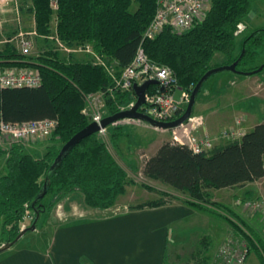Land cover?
Masks as SVG:
<instances>
[{
    "label": "trees",
    "instance_id": "1",
    "mask_svg": "<svg viewBox=\"0 0 264 264\" xmlns=\"http://www.w3.org/2000/svg\"><path fill=\"white\" fill-rule=\"evenodd\" d=\"M156 2L58 0V8L54 10L50 0H31L30 8L41 34L50 33V22L56 11L58 37L68 44L89 43L98 54L116 60L118 66L124 68L138 51L143 32L154 16ZM254 2L210 0L201 22L185 32L165 27L155 38L144 40V51L152 63L170 67L179 88L185 90H192L209 69L234 62L243 47L246 50L237 67L244 71L254 70L258 67L259 49L264 48V27L240 39L235 35L238 23L249 16ZM133 5L136 6L134 10ZM218 53L221 61L215 60ZM12 65L37 67L42 83L15 87H4L0 83V124L56 118L58 126L51 139L62 145L91 122L83 111L88 95L106 91L113 84V77L105 67L94 61H64L50 51L49 55L34 62L26 59L12 44H7L0 51V66ZM135 98L133 89L118 91L107 98V112L120 111ZM182 111V108L178 110V116ZM119 128L115 126L112 130L114 145L125 135ZM62 145L49 144L41 157L26 152L21 142L13 143L8 149L0 147V155H8L6 171L0 175L2 233L9 237L8 240H13L20 232V221L28 209L37 212L47 207L45 198L49 194L58 200L77 192L87 206L105 208L113 205L123 192L127 173L107 143L95 133L82 139L66 154L50 173L47 193L33 205ZM143 173L188 192L190 204L213 211L209 205L217 204L211 201V189L242 186L264 177V122L210 151H195L188 144L166 140L145 159ZM165 203L166 200H161L147 206ZM142 207L145 205L132 209ZM228 221L240 230L239 223L231 218ZM246 237L251 239L249 233ZM190 246L194 250L190 257L196 258L193 264H208L211 236L204 234L196 245ZM258 256L264 264L263 253L259 252Z\"/></svg>",
    "mask_w": 264,
    "mask_h": 264
},
{
    "label": "crops",
    "instance_id": "2",
    "mask_svg": "<svg viewBox=\"0 0 264 264\" xmlns=\"http://www.w3.org/2000/svg\"><path fill=\"white\" fill-rule=\"evenodd\" d=\"M255 76L257 74L221 71L210 76L203 84L194 113L203 121L199 134L214 138V147L229 141L223 136L227 128L226 115L238 110V102L244 99L245 92L251 90V81ZM241 112L248 115L247 122L242 123L246 132L264 122V117L258 116L257 112ZM148 126L154 128L150 131V140L147 139L154 143L155 150L151 153L154 154L164 141L172 140L166 132H172L173 129H162L151 124ZM146 137L144 135V139ZM136 138L138 140L135 139V144H140L142 137ZM49 144L48 139H29L23 142L25 151L36 157L43 156ZM7 156L3 155L5 162ZM210 192L212 200L225 206L226 199L239 193L263 196L264 177L242 186L211 189ZM83 210L91 214L80 215L59 226H53L50 233H44L42 238L37 234L34 240H24V234L14 245L3 251L4 254L1 253L0 264H170L169 251L172 245L174 255L178 257L184 250L182 246L196 245L204 234L211 236V239L220 236L221 243L229 235L226 225L210 226L208 220L212 211L181 200L114 214L100 213V208L86 204ZM245 264L262 262L251 249Z\"/></svg>",
    "mask_w": 264,
    "mask_h": 264
},
{
    "label": "rangeland",
    "instance_id": "3",
    "mask_svg": "<svg viewBox=\"0 0 264 264\" xmlns=\"http://www.w3.org/2000/svg\"><path fill=\"white\" fill-rule=\"evenodd\" d=\"M50 1L51 4H58V0ZM30 7L31 0H0V51H2L7 44H12L20 52L21 45L19 40L20 37H22L20 36V34L24 33V37L32 40L30 51L26 54H22L26 57V59H31L32 61L36 62L40 60V57L49 55L51 51L57 53L58 57L64 61H94L95 57L90 52L81 51V45L79 43L74 42L72 44H68L59 37L63 41L62 43L76 50L66 51L64 50V48H61L59 41L56 39L58 37L56 30V11L52 15V20L50 22V33L41 34L40 32H38L36 29L34 13L33 11H31ZM57 8L54 7L53 9L57 10ZM135 8L136 6L133 5L132 10H134ZM208 9L209 5H207L205 10L203 11L202 18L205 16ZM246 22L247 28L241 35L237 36L238 39L255 31L260 27H264V0H255ZM34 30H36L37 32L29 34V32ZM259 51L260 54L256 62L258 66L264 62V48L259 49ZM219 55V53L216 55L215 60L221 61L222 58ZM102 57L106 62V65L110 67L111 71L114 72V74H120L122 68H120L114 60L107 59L104 56ZM30 67L32 69L38 70L37 67ZM256 74L257 76H255V78L251 81V90L248 91L249 93L245 92L246 95L243 96L244 99H240L238 102L237 109L239 111L235 110V112L233 111V114L226 115L228 119L226 122L227 128H225V131H228L231 127H243L242 123H244L245 121L247 122L248 117L247 114L246 117L244 113L241 112L243 110L257 112L258 116L264 117V72H259ZM117 92L118 91L116 89L113 90L114 95ZM180 95L181 91L176 90L175 98L177 100L180 99ZM187 103L188 102L186 101L180 103L179 108H182L184 111ZM85 107H87L89 113L97 112L104 116L109 114V112H107L106 106H98V104L89 105L87 102ZM192 116H195L194 112ZM148 124L150 125V123H147L140 119H122L108 126L107 130L104 133H98L99 137L107 143L108 147L124 167L127 173L123 192L118 195L113 205L105 208H100V210H98L100 211V213H119L126 210H132L133 206H147L153 202L161 200H166L168 203L173 200L188 202L189 199H191L188 192L177 190L171 185L162 182L161 180L152 179L144 175L142 167L145 159L147 158L146 155H153L151 153H153L155 150V146L153 145L154 143H150L148 141L151 138L149 137V134L151 133L150 131H153L154 128L148 126ZM115 126H119L120 131L125 134L119 139L117 145H114L111 139L112 130ZM167 131L168 132H166V135H168V137L172 139L171 130ZM144 135L147 136L145 139ZM136 137H142V141H140V144H135V139L138 140V138ZM48 140H50V144L56 143L59 146L62 145L60 141L53 142L51 137H49ZM15 142L18 141H15L14 138L10 135L0 133V147L8 149ZM4 164H6L5 158L3 157V155H0V175L4 171H6V167L4 166ZM255 197H264V195L256 196L239 193L230 197L229 200L226 199L225 203L227 205L225 206L221 204L219 205L218 202L212 200L211 196V201L213 203L216 202L217 206L209 205L214 210H209L212 211L213 214L209 216L210 220L208 221H210L209 224L211 227L214 225L221 227L223 225H226V232L229 233L226 240L236 239L235 241H239L240 245H246L248 247L249 253L252 249L258 255L259 252H261L264 256V211L256 209H244L242 205L238 204L237 202V200L241 198ZM45 202L47 203V207L40 211V216L36 221V229L27 231L23 238L24 240H34L37 234L42 238L44 233L45 235L50 233L51 227L53 228V226H59L67 220L69 221L80 217V215L84 216L91 214L90 212H86L83 210V198L82 195L77 192L66 195L65 197L58 200H55V197L52 194H49L45 198ZM36 217L37 212L34 209H28L24 218L20 221V231L24 228L29 227L36 219ZM229 218L240 224L241 231L235 229V227H233L232 225H229ZM2 224L3 217L0 216V246L9 241V237L2 233ZM247 233L251 235V239H248L246 237ZM222 243L220 236L212 240L213 249L212 251L210 250L211 252L209 251L208 255H210V258L208 264H212L213 258H215V255L219 250V245H222ZM261 245L263 247H261ZM184 246L189 247L190 249L188 248L189 250H183L182 252H180L178 257L174 255L173 245L170 246V264L194 263L196 258L190 257V253L194 251L193 247L191 248V246L187 244H185ZM214 250H216L215 253ZM1 253L4 254L3 252ZM1 253L0 257L2 255Z\"/></svg>",
    "mask_w": 264,
    "mask_h": 264
},
{
    "label": "built area",
    "instance_id": "4",
    "mask_svg": "<svg viewBox=\"0 0 264 264\" xmlns=\"http://www.w3.org/2000/svg\"><path fill=\"white\" fill-rule=\"evenodd\" d=\"M57 8V3L51 4ZM210 6V0H157L154 16L143 32L142 42L131 63L122 68L120 74L111 71L106 65L103 57L98 54L89 43L80 44L81 51L90 52L94 57V62L103 65L106 71L113 77V84L106 91L91 93L87 97L89 105L98 104L106 106L108 97H113V90H132L135 83H142L147 79H157L159 83L152 84L147 89L146 102L141 110L157 120H172L178 116L179 104L188 102L191 90L181 89L173 70L170 67L152 63L143 47V42L147 38H155L165 27H171L174 31L185 32L201 22L202 13ZM247 25L245 21H240L235 30V35H241ZM31 31L29 34L36 33ZM20 34L21 53L30 51L32 40ZM61 48L66 51L76 50L56 38ZM116 63L117 61L114 60ZM0 83L4 87L15 86H38L42 83V76L39 70L30 66H0ZM162 87L164 89H162ZM176 90L181 91L180 99L175 98ZM134 104L132 101L128 107ZM91 121L100 122L104 115L92 112L89 113L87 107L83 110ZM139 120L127 118L123 120ZM240 123V122H239ZM203 124L201 117L192 116L185 123L172 130V140L181 144H188L195 151H210L214 147V138L208 135H200L199 128ZM58 126L56 118H43L28 120L23 122H1L0 133L10 135L15 141L25 142L29 139H48L52 136ZM106 129L98 133H104ZM246 131L243 127H231L223 132V136L228 139L241 137ZM244 209H256L264 211V197L241 198L237 200ZM236 239H227L220 245L212 264H245L249 250L246 245H240Z\"/></svg>",
    "mask_w": 264,
    "mask_h": 264
},
{
    "label": "water",
    "instance_id": "5",
    "mask_svg": "<svg viewBox=\"0 0 264 264\" xmlns=\"http://www.w3.org/2000/svg\"><path fill=\"white\" fill-rule=\"evenodd\" d=\"M246 48L243 47L241 54L239 55L238 59H236L234 62L230 64H223L219 65L216 67H213L209 69L202 77L199 79L197 84L192 88L191 94L189 101L184 109V111L177 116L176 118L172 120H157L150 115L142 112L140 110V107L145 104L146 102V93L147 89L150 85L159 83L157 79H147L144 80L142 83H135L133 86V89L136 94V102L135 104L128 108V109H123L120 111H117L113 114H108L104 116L100 122L97 121H91L87 126L76 132L67 142H65L58 155L56 156L55 160L51 164L47 175L45 176L44 180V186L38 197L35 199L33 205H35L39 200H41L45 194L47 193V188H48V182H49V176L50 173L56 168V166L60 163V161L66 156V154L77 144L79 143L82 139L85 137L98 133L102 129H106L108 126L112 125L113 123L117 122L120 119L123 118H135V119H140L143 120L147 123H150L151 125L162 128V129H172L180 126L182 123H185L192 115L194 111V106L196 103V99L198 96V93L200 89L202 88L203 84L205 81L213 74L218 73L220 71H232L236 73H242V74H256L261 72L264 69V62L261 63L256 69L250 70V71H244L241 69H238V63L240 62L241 58L243 57L245 53ZM162 89H164L162 87ZM40 216V211H37V217L34 220V222L27 228L22 229L18 235L13 239L5 242L0 246V253L9 249L12 245H14L27 231L29 230H35L36 229V221L38 217Z\"/></svg>",
    "mask_w": 264,
    "mask_h": 264
},
{
    "label": "bare ground",
    "instance_id": "6",
    "mask_svg": "<svg viewBox=\"0 0 264 264\" xmlns=\"http://www.w3.org/2000/svg\"><path fill=\"white\" fill-rule=\"evenodd\" d=\"M211 76H212V75H211ZM207 80H208V79H207ZM207 80H206V81H207ZM148 88H149V87H148ZM133 90H134V89H133ZM96 93H97V92H96ZM198 94H199V93H198ZM136 99H137V98H135V99L133 100V101H134V104H135V102H136ZM134 104H133V105H134ZM133 105H132V106H133ZM143 105H144V104H143ZM143 105H142V106H143ZM132 106H131V107H132ZM142 106L140 107V110H141ZM128 108H130V107L127 106V107H124L123 109H128ZM123 109H121V110H123ZM141 111H142V110H141ZM142 112H143V111H142ZM193 112H194V111H193ZM192 114H193V113H192ZM191 116H192V115H191ZM123 119H127V118H123ZM132 119H135V118H132ZM120 120H122V119H120ZM118 121H119V120H118ZM176 128H177V127H176ZM172 129H175V128H172Z\"/></svg>",
    "mask_w": 264,
    "mask_h": 264
}]
</instances>
